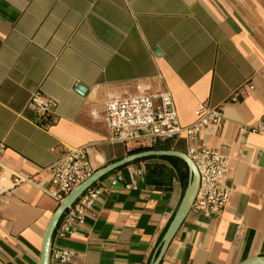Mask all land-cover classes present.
Returning <instances> with one entry per match:
<instances>
[{
  "label": "crops",
  "instance_id": "1",
  "mask_svg": "<svg viewBox=\"0 0 264 264\" xmlns=\"http://www.w3.org/2000/svg\"><path fill=\"white\" fill-rule=\"evenodd\" d=\"M37 90L57 103L43 119L29 103ZM168 90L182 126L204 105L221 106L224 125L157 145L219 150L231 192L220 217L191 209L160 264L264 257V133L240 132L264 125V0H0V264H40L60 205L46 193L49 168L62 148H86L93 174L135 154L141 148L109 141L108 101ZM161 158L175 157L95 183L107 190L51 249H73L75 264H152L189 179ZM15 175L31 182L15 185Z\"/></svg>",
  "mask_w": 264,
  "mask_h": 264
},
{
  "label": "built area",
  "instance_id": "2",
  "mask_svg": "<svg viewBox=\"0 0 264 264\" xmlns=\"http://www.w3.org/2000/svg\"><path fill=\"white\" fill-rule=\"evenodd\" d=\"M253 89L252 86L249 87ZM243 88L240 89L242 91ZM236 93L229 99L236 102ZM30 105L41 116L46 118L48 113L57 108V103L46 98L41 91H35L30 98ZM195 121L188 126H182L172 94L163 91L156 95H142L111 99L106 105V123L109 130V141L122 143L128 148L150 149L159 142L185 136L188 141H194L200 133L210 127L222 128L224 111L221 106H201L195 113ZM243 134L263 132L264 125L242 127ZM6 144L0 140V158ZM86 148L63 147L58 159L50 166V187L47 195L60 203L80 184L93 175L87 160ZM187 155L192 159L199 173L200 184L193 209L206 218L220 217L229 200L231 188L224 185L228 172V159L219 150L203 146L190 145ZM131 174L141 177L145 174L143 163L134 165ZM15 185L31 182L30 179L15 175ZM124 179L121 175L110 181L115 187ZM132 185H126L130 189ZM107 190L106 186L94 184L81 195L61 218L56 235L65 238L72 233L73 227L82 224L88 211L92 210L101 195ZM76 252L70 248L55 247L50 250L49 264H75Z\"/></svg>",
  "mask_w": 264,
  "mask_h": 264
},
{
  "label": "water",
  "instance_id": "3",
  "mask_svg": "<svg viewBox=\"0 0 264 264\" xmlns=\"http://www.w3.org/2000/svg\"><path fill=\"white\" fill-rule=\"evenodd\" d=\"M85 87L82 85L78 86V92L82 93ZM150 157H175L179 158L184 161L188 168V185L186 187L183 199L181 201L179 209L174 217V221L170 224L168 231L163 238L162 246L159 250V254L155 258L152 264H160L164 254L166 253L171 241L173 240L175 234L183 224L184 220L186 219L187 215L191 211L193 204L195 202L196 196L199 190L200 178L199 173L196 168V165L192 161V159L183 152L174 151V150H147L144 152L135 153L129 155L128 157L124 158L123 160L116 162L107 166L102 170H98V172L94 173L90 178L76 187L66 198L63 200L55 213L53 214L48 226L47 230L45 231L43 245L41 250V259L40 264H49V253L51 249L52 240L54 237L56 228L61 221V218L64 217V213L76 202L78 201L79 197L85 193L90 187H92L95 183L99 182L103 177L115 171L122 166L132 164L138 160L149 158ZM243 264H264V257H255L250 259L249 261Z\"/></svg>",
  "mask_w": 264,
  "mask_h": 264
},
{
  "label": "trees",
  "instance_id": "4",
  "mask_svg": "<svg viewBox=\"0 0 264 264\" xmlns=\"http://www.w3.org/2000/svg\"><path fill=\"white\" fill-rule=\"evenodd\" d=\"M170 147L168 146V145H157V146H154L153 148H150V149H138V150H135V151H133L134 153H136V152H144V151H147V150H156V149H161V150H168ZM150 158V157H149ZM149 158H145V159H141V160H138V161H136L135 163H138V162H143V161H146V160H148ZM161 159H164V160H168V161H170L171 163H173L174 165H176V166H181V167H183L184 169H185V171H186V173H185V175H183V177H184V179H187L188 178V168H187V165H186V163L184 162V161H182L181 159H179V158H161ZM146 169H147V167H146ZM153 173L155 172V170L154 171H152ZM151 173V172H150Z\"/></svg>",
  "mask_w": 264,
  "mask_h": 264
}]
</instances>
